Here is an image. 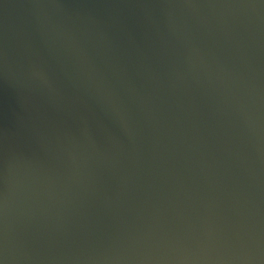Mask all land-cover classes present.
I'll use <instances>...</instances> for the list:
<instances>
[{"label":"water","instance_id":"1","mask_svg":"<svg viewBox=\"0 0 264 264\" xmlns=\"http://www.w3.org/2000/svg\"><path fill=\"white\" fill-rule=\"evenodd\" d=\"M0 264H264V0H0Z\"/></svg>","mask_w":264,"mask_h":264}]
</instances>
